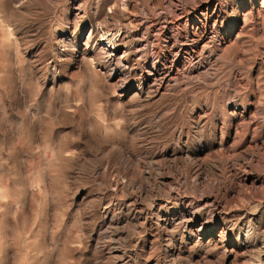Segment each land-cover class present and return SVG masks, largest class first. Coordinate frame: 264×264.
Masks as SVG:
<instances>
[{
	"label": "rangeland",
	"instance_id": "374dc122",
	"mask_svg": "<svg viewBox=\"0 0 264 264\" xmlns=\"http://www.w3.org/2000/svg\"><path fill=\"white\" fill-rule=\"evenodd\" d=\"M0 264H264L261 0H0Z\"/></svg>",
	"mask_w": 264,
	"mask_h": 264
},
{
	"label": "bare ground",
	"instance_id": "6f19581e",
	"mask_svg": "<svg viewBox=\"0 0 264 264\" xmlns=\"http://www.w3.org/2000/svg\"><path fill=\"white\" fill-rule=\"evenodd\" d=\"M261 2L264 4V0H261ZM205 9V8H204ZM206 13V12H205ZM106 32H103V34H105ZM109 33V32H108ZM102 34V35H103ZM103 37V36H102ZM111 39V38H110ZM198 39V38H197ZM114 41V40H113ZM205 41V40H204ZM108 44V43H107ZM118 48V47H117Z\"/></svg>",
	"mask_w": 264,
	"mask_h": 264
}]
</instances>
